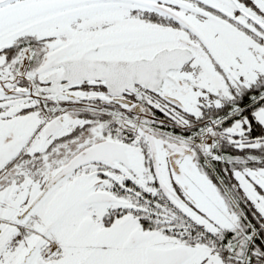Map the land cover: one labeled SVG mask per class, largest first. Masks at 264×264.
Returning <instances> with one entry per match:
<instances>
[{
    "label": "snow or ice",
    "instance_id": "1",
    "mask_svg": "<svg viewBox=\"0 0 264 264\" xmlns=\"http://www.w3.org/2000/svg\"><path fill=\"white\" fill-rule=\"evenodd\" d=\"M0 264H264V0H0Z\"/></svg>",
    "mask_w": 264,
    "mask_h": 264
},
{
    "label": "flooded vegetation",
    "instance_id": "2",
    "mask_svg": "<svg viewBox=\"0 0 264 264\" xmlns=\"http://www.w3.org/2000/svg\"><path fill=\"white\" fill-rule=\"evenodd\" d=\"M219 167V166H218Z\"/></svg>",
    "mask_w": 264,
    "mask_h": 264
}]
</instances>
